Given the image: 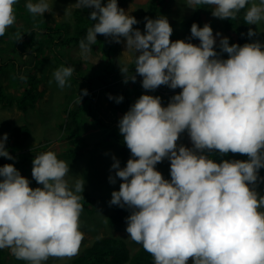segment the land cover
I'll list each match as a JSON object with an SVG mask.
<instances>
[{
	"label": "clouds",
	"instance_id": "1",
	"mask_svg": "<svg viewBox=\"0 0 264 264\" xmlns=\"http://www.w3.org/2000/svg\"><path fill=\"white\" fill-rule=\"evenodd\" d=\"M17 3L0 0V37L15 24ZM186 4L192 10L214 6L211 15L220 20H236L245 10L247 25L258 29L264 23V0ZM70 7L92 9L89 19L95 23L79 42L82 59L89 58L97 34L117 44L123 40L135 64L134 73L119 65L123 83H136L139 76L146 92L160 86L182 90L166 107L160 96L143 94L118 121L131 156L123 168L112 156L109 171L115 174L108 181L122 183L109 206L130 211L125 223L131 241L142 245L154 264H189L190 259L192 264H264V195L258 191L264 184V43L255 39L260 32L249 27L252 42L230 45L210 24L193 23L187 39L199 40L195 45L171 41L173 28L163 15L146 16L142 33L133 27L140 21L117 0H76ZM25 8L34 17L52 11L49 0H26ZM74 71L62 66L53 72L61 90L71 86ZM88 94L82 90L76 102ZM108 98L117 104L124 99ZM185 131L190 148L177 143ZM8 139L7 133L0 138V157L16 161L6 148ZM213 153L247 159L218 163ZM164 160L170 162V180L156 170ZM69 173L70 165L53 151L34 157L31 176L39 185L34 189L14 164L0 167V250L28 264L78 255L85 238L80 217L86 181L77 178L70 186Z\"/></svg>",
	"mask_w": 264,
	"mask_h": 264
},
{
	"label": "rangeland",
	"instance_id": "2",
	"mask_svg": "<svg viewBox=\"0 0 264 264\" xmlns=\"http://www.w3.org/2000/svg\"><path fill=\"white\" fill-rule=\"evenodd\" d=\"M25 3L26 0H18V3L14 5L16 22L8 30L16 28L17 25H22V18L19 17L20 14L27 15V18L34 17L25 8ZM75 3L76 0H49V4L52 6L51 12L44 13L43 17L39 15L35 16L40 17V19H22L23 24L29 26L36 24L40 29V37L47 33L44 32L45 30H48L53 31L56 38H58L60 32L68 29L67 23H70L74 27V13L77 8L70 7V5ZM117 3L118 7L123 8L126 13L138 18L140 23L133 27L138 28L142 33L145 28L144 18L146 16L150 19H156L160 15L166 16L170 26L173 28V34L170 37V40L173 42L176 40H184L186 33L189 32L187 22L191 20L194 13L200 10V7H203V12H199V24H201L199 26L203 27L205 23H208L213 29L214 35L216 32H219L223 37L231 39V36L224 30L222 20L211 15L212 7L214 6L201 5L197 7V10H192L187 8L186 0H117ZM67 8L70 15L64 17ZM81 11L89 17L92 9L85 8ZM243 16L244 12L239 14L237 19L241 21ZM243 27L246 32H248L249 27L254 31H259L260 35L255 39H259L261 43H264V23H261L258 29L255 25L249 26L245 24ZM10 32L6 31L2 37H8ZM2 37H0V55H2L0 66L3 62V69L8 68L10 70L14 67L19 76L27 77L31 67H33V61L29 62L30 58L25 57L20 59L18 64L13 65L9 61V54L18 50L23 54L25 50L30 48L33 38H29L28 34H26L18 41V43H21L19 46L17 40L14 42L7 41L1 45ZM96 39L97 43L92 46V52L89 54L87 60L81 58L78 44L61 45L58 43L53 50L54 55H47V63L49 66L43 81L47 90L40 105L35 110L32 109L28 113H24L16 105L5 108L0 104V138H2L4 133L8 134L9 139L6 143V148L9 150L10 155L16 157V161L0 157L1 162L14 164L21 172V175L31 181L30 187L34 189L39 185L32 180V161L40 153L53 151L56 153L58 159L64 160L70 165V173L66 177L70 186L74 184L77 178L83 177L86 181L82 193L84 199L81 200L83 212L80 217V230L85 234V238L82 241L79 253L71 259L50 257L47 264H72L78 257L83 255L86 248H89L94 241L108 236L125 240L133 254L138 250L139 246L131 241L129 234L126 232L127 225L125 220H119L125 216L119 214L116 216L117 218H112L116 215V210L123 209L117 206H109L111 193L113 191H119V185L122 183L119 179H117L115 185H111L108 181L109 175L115 174L109 171L113 163L112 156L114 155L120 161L122 168L124 165L121 154L123 137L120 135L118 128V121L122 116L116 115V113H120L121 111L117 108L119 104L115 100H109L108 97L109 94L113 97L122 95L124 97L123 104L125 100L127 101V104L124 105L128 111L130 106L143 94L160 96L162 98V106L166 107L170 98L182 91L179 88L171 90L167 86H161L167 88L162 89L159 87L154 92H146L141 85L142 77L139 76H137L136 83H132L131 81L127 84L123 83L124 77L120 72L119 65L121 67L127 65L130 73H134L135 71L134 56L131 52L127 51L126 41L122 40L121 43L117 44L110 42L109 38L100 34H97ZM219 39L217 38V45L219 44ZM249 42H252V40L248 38ZM199 43V40L194 39L195 45H199ZM223 58H225V55H223ZM62 66H72L76 69L68 81L71 86H66L63 90L57 86L52 76L53 72ZM109 66H111L112 71H115L113 74H108L106 71V68L109 69ZM107 77L109 83L112 82L111 84L105 83ZM3 78L4 76L0 75L2 82L4 80ZM50 80H52L51 85L49 84ZM3 86L14 97L18 96V88H22L20 81L6 80V82H3ZM84 89L89 94L82 99V101L85 100L83 114L79 119L74 118L72 128L69 129L67 127L66 130V127L63 128L62 125L65 124V126H68V116L72 111H75L81 106L76 101L78 100V95ZM101 120L106 123H111L112 127L109 129V132L116 131V134H114L113 142H111L113 146L109 150V154L106 149V155L101 159L104 161V164L102 162L100 165L91 166L94 170L91 173L89 169L90 165H87L88 159L85 162L80 160V164H78L70 158L65 157L64 153L72 149H80L79 147H82L84 143L91 147L99 139L100 141L102 139L104 140L106 138L104 134L108 129L101 126ZM73 133L74 137L70 139L68 135H73ZM177 143L189 148L192 147L186 131L181 134L180 140ZM106 144H110V142ZM86 154H89L90 158L97 156V154L90 152ZM86 154H83L82 157ZM1 162L0 167L3 166ZM156 170L161 172L165 179H171L170 162L168 160L159 163L156 166ZM258 191L261 195H264V186H259ZM111 219L116 222H112ZM0 251L6 253L7 261L12 264L13 262L17 264H28L27 261L16 260L8 249ZM189 264H192L191 259L189 260Z\"/></svg>",
	"mask_w": 264,
	"mask_h": 264
},
{
	"label": "trees",
	"instance_id": "3",
	"mask_svg": "<svg viewBox=\"0 0 264 264\" xmlns=\"http://www.w3.org/2000/svg\"><path fill=\"white\" fill-rule=\"evenodd\" d=\"M106 2V0H105ZM245 10H242L241 13H243ZM203 12V7H200V10H198L196 13H194L193 17L189 22H187V26L189 28V32L185 35V42H191L194 44V39L188 40L187 38L190 37V29L191 25L193 23L199 24V16L200 13ZM240 13V14H241ZM22 19H30L27 18V15H21L19 16ZM137 20L138 18L135 17ZM21 19L22 25H15L16 28H12L9 33L8 37H2L1 45L5 44L7 41L14 42L18 38L21 37V39L28 34L29 38H33L30 48L28 50H25L22 54L21 51H15L14 53L9 54V61L13 63V65L18 64V61L20 59H23L25 57H29V62L33 61V67H31V70L28 73L27 80L22 81L19 79V75L16 73V69L14 67L10 70L3 69V62L0 66V72H2L0 75L4 76L3 82L6 80L9 81H20L22 88H18V96H11L7 89L3 86V82L0 80V104H2L5 108L17 106L21 111L24 113H28L29 110L36 109L39 105L41 100L43 99L45 93H46V87L43 84L45 73L48 68L47 63V55H54L53 50L55 49V46L59 43L61 45H71V44H78L81 41V39L85 38L87 34V30L93 26L95 23L94 21H91L89 17L84 15V13L80 9H76L74 13V27L67 23L68 29L63 30L59 33V37L56 38L53 31L45 30L44 32H47L44 34V36L40 37L41 33H39V28L36 24L26 25L23 24V21ZM31 19H40V17H32ZM224 24V30L225 32L231 36V39H229V44H239L243 45L245 43H248L247 38V32L244 29V25L246 24L244 19H236V20H222ZM74 29V30H73ZM73 30V32H71ZM244 34L243 36L241 34ZM16 34H19L18 36ZM58 35V34H57ZM20 46L21 43H18ZM21 49V48H19ZM219 52V48L217 47L215 49ZM26 55V56H25ZM225 55V59L227 58V54ZM0 55V59H1ZM28 62V63H29ZM8 70V71H7ZM106 71L108 74H113L111 70V66H109V69L106 68ZM6 79V80H5ZM105 83L111 84L108 81V77L106 78ZM42 84V85H41ZM162 89H166L160 86ZM118 96V94L116 93ZM85 100L81 102V106H79L78 109L75 111H72L70 115L68 116V126L65 124L62 125V127H69V129L72 128V121L74 118H80L83 114V104ZM124 104H127V101H124ZM123 102L119 103L117 105L118 110H120V114L123 115L127 112V108ZM101 126L105 129H108V131L104 134L105 137L102 141H97L94 146L87 145L84 143L82 147L80 146V149H72L70 151H67L64 153V156L67 158H70L72 161L80 164V160L85 162L88 159L87 165L89 166L90 172H94V170L91 168L93 165H100L102 162L104 164V161L101 160L106 155L105 153V144L107 142H113L114 134H116V131L109 132V129L112 127L111 123H106L103 120H101ZM118 129V128H116ZM114 129V130H116ZM65 130V131H66ZM72 131V130H71ZM18 135V134H16ZM19 136V135H18ZM70 139L74 137L73 135H68ZM79 136V134H77ZM113 145L111 144V147ZM93 153L97 154L96 157H91L89 154L86 153ZM83 154H86L82 157ZM121 154H122V163L124 167L126 166V163L128 159L131 156L130 150L126 147V145L123 143V147L121 148ZM84 158V159H81ZM212 158L216 162H220L222 159H240V160H246V156H242L240 154H232L229 153L227 156L220 157L218 153H213ZM1 162V160H0ZM125 162V163H124ZM2 165H5V162H1ZM260 176L264 177V171L263 169L260 170ZM260 186H264V184H261ZM118 207V206H117ZM116 217L119 214H123L125 217L119 219L126 220V217L129 216L130 211L127 209L115 211ZM117 218V217H116ZM112 222H116L115 220L111 219ZM138 245V244H137ZM138 250L133 254L132 250L128 246L127 242L121 238H115L112 236L104 237L97 239L92 243V245L89 248H86L83 255L78 257L77 260H75L72 264H154L153 257L151 254H149L147 251H145L142 247V245H138ZM6 253L3 251H0V264H12L9 261H7ZM13 264H17L13 262Z\"/></svg>",
	"mask_w": 264,
	"mask_h": 264
},
{
	"label": "crops",
	"instance_id": "4",
	"mask_svg": "<svg viewBox=\"0 0 264 264\" xmlns=\"http://www.w3.org/2000/svg\"><path fill=\"white\" fill-rule=\"evenodd\" d=\"M114 115H115V114H114ZM116 115H120V116H122V117H123V115H124V114H123V115H121L120 113H116ZM116 115H115V117H117ZM109 145H111V144H105V148L107 149V151H108V154H109V150L111 149V146H109Z\"/></svg>",
	"mask_w": 264,
	"mask_h": 264
}]
</instances>
